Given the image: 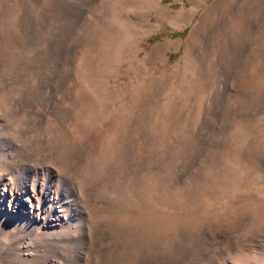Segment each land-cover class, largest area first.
Segmentation results:
<instances>
[{
	"label": "rangeland",
	"instance_id": "obj_1",
	"mask_svg": "<svg viewBox=\"0 0 264 264\" xmlns=\"http://www.w3.org/2000/svg\"><path fill=\"white\" fill-rule=\"evenodd\" d=\"M190 1L0 0V157L80 189L83 264H264V0ZM41 216L0 264H45Z\"/></svg>",
	"mask_w": 264,
	"mask_h": 264
},
{
	"label": "bare ground",
	"instance_id": "obj_2",
	"mask_svg": "<svg viewBox=\"0 0 264 264\" xmlns=\"http://www.w3.org/2000/svg\"><path fill=\"white\" fill-rule=\"evenodd\" d=\"M157 1L159 3L160 0ZM196 8L187 11L181 9L174 13L167 11L169 14L167 19L176 25L188 22L195 14ZM126 36L123 38V42L130 35ZM158 49L159 47L156 46L152 53L154 54ZM156 53L158 52L156 51ZM9 146H12L10 147L11 152L0 157V221L5 222V224H17L18 222L24 224L23 222L27 219L40 224L43 212L48 218H51L49 219V225H47L51 229H47L44 239L41 240L43 244L39 246L44 249L43 253L40 252L42 254L40 257H42L45 264H83L82 260L88 259L90 254V243L89 230L87 231L89 219L87 221L84 213L81 215L79 211L80 201L78 196L80 195H77L76 190L80 189L78 187L75 189L76 187L74 186V188L66 178H59L58 184L60 183L61 188L58 189L56 185H51L48 181L44 182L38 177L40 173H43L41 168L38 170L29 166L24 168L23 177L17 180L7 177L11 168L16 163L24 160L22 149L16 148V145L12 143H9ZM44 169L47 170V168ZM72 212L76 213L77 218L73 215L74 213L71 214ZM48 218L47 220L43 219L44 223L48 221ZM56 225L60 226L58 231L54 230Z\"/></svg>",
	"mask_w": 264,
	"mask_h": 264
}]
</instances>
